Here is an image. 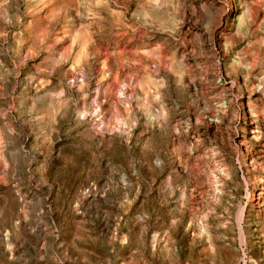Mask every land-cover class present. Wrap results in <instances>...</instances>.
I'll list each match as a JSON object with an SVG mask.
<instances>
[{"label":"rangeland","instance_id":"rangeland-1","mask_svg":"<svg viewBox=\"0 0 264 264\" xmlns=\"http://www.w3.org/2000/svg\"><path fill=\"white\" fill-rule=\"evenodd\" d=\"M261 84L264 0H0V264H264Z\"/></svg>","mask_w":264,"mask_h":264},{"label":"built area","instance_id":"built-area-1","mask_svg":"<svg viewBox=\"0 0 264 264\" xmlns=\"http://www.w3.org/2000/svg\"><path fill=\"white\" fill-rule=\"evenodd\" d=\"M218 83L221 85L222 83H223V81L221 80V79H219L218 80ZM261 93H262V97H263V99H264V86H263V84H261L260 86H259V89H258ZM243 264H245V262H243Z\"/></svg>","mask_w":264,"mask_h":264},{"label":"bare ground","instance_id":"bare-ground-1","mask_svg":"<svg viewBox=\"0 0 264 264\" xmlns=\"http://www.w3.org/2000/svg\"><path fill=\"white\" fill-rule=\"evenodd\" d=\"M249 111V110H248ZM247 112V111H246ZM246 114V113H245ZM247 119V118H246ZM248 120V119H247ZM247 122V121H246ZM245 127V126H244ZM246 128V127H245ZM248 129V128H247ZM244 130V129H243ZM246 131V130H245ZM260 189H262V188H260ZM254 195V194H253ZM250 196H252V195H250ZM256 199V198H255ZM256 202V201H255ZM256 204V203H255ZM255 207V206H254Z\"/></svg>","mask_w":264,"mask_h":264}]
</instances>
